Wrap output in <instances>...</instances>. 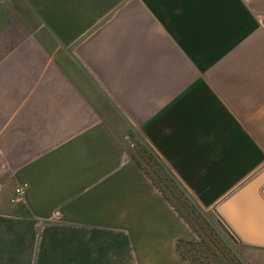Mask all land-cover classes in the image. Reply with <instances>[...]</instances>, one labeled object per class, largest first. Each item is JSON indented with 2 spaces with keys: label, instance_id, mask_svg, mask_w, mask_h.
I'll use <instances>...</instances> for the list:
<instances>
[{
  "label": "crops",
  "instance_id": "0c3cea01",
  "mask_svg": "<svg viewBox=\"0 0 264 264\" xmlns=\"http://www.w3.org/2000/svg\"><path fill=\"white\" fill-rule=\"evenodd\" d=\"M140 146L264 264L217 210L264 168V0H0V264H190Z\"/></svg>",
  "mask_w": 264,
  "mask_h": 264
},
{
  "label": "rangeland",
  "instance_id": "374dc122",
  "mask_svg": "<svg viewBox=\"0 0 264 264\" xmlns=\"http://www.w3.org/2000/svg\"><path fill=\"white\" fill-rule=\"evenodd\" d=\"M138 159L147 169L151 177L156 180L163 191L170 197L174 205L187 218V222L196 233L194 245H183L182 250L193 260V264H239L241 253L234 250L222 236L219 228L211 220L210 213H206L192 200L184 190L175 175L163 164L162 160L151 149L140 146ZM231 247V251L230 248ZM237 259L231 260L233 256ZM191 264V262H189Z\"/></svg>",
  "mask_w": 264,
  "mask_h": 264
},
{
  "label": "water",
  "instance_id": "95a60500",
  "mask_svg": "<svg viewBox=\"0 0 264 264\" xmlns=\"http://www.w3.org/2000/svg\"><path fill=\"white\" fill-rule=\"evenodd\" d=\"M264 168L229 193L218 213L237 237L249 244L264 245Z\"/></svg>",
  "mask_w": 264,
  "mask_h": 264
},
{
  "label": "trees",
  "instance_id": "16d2710c",
  "mask_svg": "<svg viewBox=\"0 0 264 264\" xmlns=\"http://www.w3.org/2000/svg\"><path fill=\"white\" fill-rule=\"evenodd\" d=\"M176 206V205H175ZM177 207V206H176ZM179 209V208H178ZM181 212V211H180ZM182 213V212H181ZM183 214V213H182ZM184 216V215H183ZM185 217V216H184ZM185 219H187L186 217H185ZM195 243L193 242V241H180L179 242V245H178V247H179V250H180V252H181V254L187 259V260H189V262H191V264H193V260L194 259H192L191 258V256H189V255H187L183 250H182V246L183 245H194ZM228 249H230V251H231V247L230 248H228ZM233 256V255H232ZM233 259H237V258H235L234 256L231 258V260H233ZM237 262L239 263V264H243V261L241 260V259H239V260H237Z\"/></svg>",
  "mask_w": 264,
  "mask_h": 264
},
{
  "label": "built area",
  "instance_id": "2783aa9c",
  "mask_svg": "<svg viewBox=\"0 0 264 264\" xmlns=\"http://www.w3.org/2000/svg\"><path fill=\"white\" fill-rule=\"evenodd\" d=\"M26 187H27V183L17 186L15 188V194H14V197L12 200L17 201V200L21 199L22 196L24 195Z\"/></svg>",
  "mask_w": 264,
  "mask_h": 264
}]
</instances>
